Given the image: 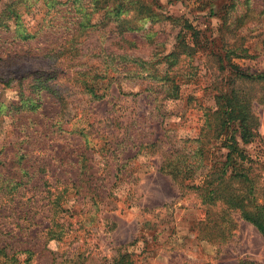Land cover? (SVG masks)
Returning a JSON list of instances; mask_svg holds the SVG:
<instances>
[{"label": "rangeland", "instance_id": "obj_1", "mask_svg": "<svg viewBox=\"0 0 264 264\" xmlns=\"http://www.w3.org/2000/svg\"><path fill=\"white\" fill-rule=\"evenodd\" d=\"M104 1L0 0V159L24 182L0 193V264H264V236L190 188L229 176L234 140L264 199V79L234 69L264 74V0ZM229 103L245 127L222 124ZM166 150L204 166L178 182L159 169Z\"/></svg>", "mask_w": 264, "mask_h": 264}, {"label": "trees", "instance_id": "obj_2", "mask_svg": "<svg viewBox=\"0 0 264 264\" xmlns=\"http://www.w3.org/2000/svg\"><path fill=\"white\" fill-rule=\"evenodd\" d=\"M104 1V0H103ZM100 0V4H99V8L103 9V8H107L109 7L107 5V2H103ZM15 2V1H14ZM17 4V2H16ZM15 3L12 4L11 6L8 7L7 10H10L11 13L14 16H17V5ZM127 8L129 9V7L127 6ZM113 10L115 11V13L113 14L115 17H117V19H119L118 24L121 26L125 23L128 22V20H126L124 17H119L121 16L122 12L125 11L126 9L124 8V6L122 4H115L113 6ZM111 13L107 11V14ZM139 14H142L141 11H139ZM12 15V16H13ZM4 20V19H3ZM3 20H0V24L3 23ZM6 22V20H4ZM128 30L134 29L133 27H128ZM123 29H121L120 27V31H122ZM172 54L171 56H173L175 53H170ZM169 54V55H170ZM236 73L239 74L241 77H246V78H252V79H264V74L260 73V74H249L246 72H243L240 69H236L234 68ZM107 71V70H106ZM5 85H10V84H3ZM15 85V84H14ZM29 85V84H28ZM83 88H87L88 91L90 90L92 92V95H95V97H97L98 92L96 93L93 89L95 84H80ZM104 86V85H103ZM107 86V85H106ZM19 89V93L20 96H22L23 98H21L23 101H30L29 98L31 97H26L24 98V91L26 90L27 86L26 84H24V88L25 90H23V84H18L16 86ZM172 87L176 88L175 84H172ZM102 95V94H101ZM31 107L28 108L29 110H33L35 111L38 107L37 103L34 102H30L29 104ZM23 106V105H22ZM25 109V108H24ZM14 111H20V107L17 106L14 108ZM32 111V112H33ZM224 114H226L228 116L227 120H223L222 124H226L228 122V119L230 117V120H240L241 124L244 125L245 124L243 121H245V119L243 118L242 114L238 111H235L234 106L231 105L230 103L227 104V110L224 111ZM206 116L205 120L202 123V130H206L204 133L209 134L210 131L213 129V127L211 126L210 123H208V118L207 115L208 113L204 114ZM82 123V120L80 121V125ZM239 124L240 127H242V125ZM77 126L76 128L71 129L72 132H77L80 134V136L84 137V142L89 144V136L90 133L89 132H84L82 128ZM89 126V125H87ZM90 127V126H89ZM206 129H203L205 128ZM81 130H79V129ZM241 129V128H240ZM242 131L240 132L242 134V136L245 138L247 136V129L242 127ZM111 132L110 131H106L103 133L102 135V139L105 138H109V134ZM197 142L199 143V146L196 147V150L194 151L195 154H199V156H203V145L204 143H208V140H202L201 138L197 139ZM114 142H107L105 145H107L108 148H104L105 152L107 153V155H109V157H112L114 154ZM205 144V145H206ZM227 153H226V160L223 163L225 166L227 164L232 165L230 167L231 171L229 176L225 177V175L227 174V170L226 168H222L221 169V173L220 175L215 179L217 182H214L213 179V175H210L211 177L209 179H207V175H205L204 180L201 181L200 184L198 185H194L192 184L190 186V188H194L195 190H201V196L204 202H209V203H216V202H220L222 204L226 205V209L229 211H233L236 212L237 215L244 221L249 222L250 224H252L257 230L258 232L264 236V199H262V201H258V197L255 195L254 192V185L252 184L250 177L248 175V171L245 168L244 162L246 160L245 158V154L244 151L242 149H240L236 142L233 140L232 143L228 144L227 146ZM141 149V148H140ZM87 150V149H86ZM177 150H171V151H165L164 152V158L166 155V158L164 160H162L161 165L159 167L160 171L166 174H169L170 176H172V178L178 182L183 183L185 179H189L192 178V176L194 175V173L196 174V171L199 170L200 168H202L204 165H202L201 163H192V164H185L184 166H179L176 164L175 165V161L172 159H170V156H173L174 154H176ZM108 152H110L108 154ZM112 155V156H111ZM233 155L236 156V158H233ZM87 168H90V166H88ZM11 169L13 170L12 172H8L7 174H5V166L3 161L0 159V193H4L6 187H8L9 184L13 185L11 187V189H14L15 187H18L20 185H22L24 182L22 180H20L19 178V174L18 176L13 175V173H18L17 168H14L13 166H11ZM21 173H26V169H24L23 167L19 168ZM184 171V173L187 174H182V175H186V177L181 180L179 179V173ZM94 173H91V175H93ZM225 180H237V183L240 185H244V188H240L243 189V191H240L239 193H236L233 191V189H231L229 187V185L225 184ZM61 199V195H56L55 198L52 200L53 201V206L55 207L54 209L56 211H63V204L60 202ZM1 215V214H0ZM48 228H51V226H49ZM50 230V229H49ZM50 232H52V230H50ZM3 247H0V253L3 252ZM125 256H127V254H125ZM14 255H12L10 257V259H13ZM240 264H244V262H241Z\"/></svg>", "mask_w": 264, "mask_h": 264}]
</instances>
